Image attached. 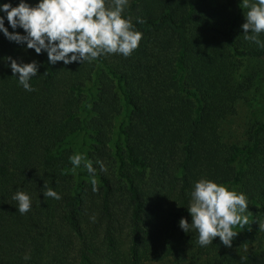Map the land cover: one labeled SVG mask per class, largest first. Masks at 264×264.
Wrapping results in <instances>:
<instances>
[{
	"label": "trees",
	"instance_id": "16d2710c",
	"mask_svg": "<svg viewBox=\"0 0 264 264\" xmlns=\"http://www.w3.org/2000/svg\"><path fill=\"white\" fill-rule=\"evenodd\" d=\"M246 11L240 0H128L138 47L81 64H49L0 34V264H264V124L243 145L224 127L248 88L234 79L241 61L264 60L244 39ZM5 57L37 62L35 91ZM75 153L96 168L95 191ZM202 178L247 198L249 228L229 247H200L178 226Z\"/></svg>",
	"mask_w": 264,
	"mask_h": 264
},
{
	"label": "clouds",
	"instance_id": "9594fccd",
	"mask_svg": "<svg viewBox=\"0 0 264 264\" xmlns=\"http://www.w3.org/2000/svg\"><path fill=\"white\" fill-rule=\"evenodd\" d=\"M37 0L30 6L19 0L16 6L0 3V34L17 45H25L37 55L44 52L49 64L62 62L64 65L84 61L91 62L102 55L120 54L124 57L138 47L142 33L134 29L132 18L123 15L128 0ZM247 9L241 30L246 41L264 48L259 36L264 33V0H240ZM5 21L8 27H5ZM136 23H143L136 17ZM8 28L13 31L9 32ZM20 28L23 34L15 30ZM19 86L27 92L35 89L30 81L37 76L38 64L35 60L24 63L11 57L3 58ZM73 170L84 161V168L91 175L95 191L96 168L83 153L69 157ZM101 172L106 167L96 162ZM43 196L59 200L60 195L51 187L44 185ZM187 212L190 222L181 218L178 222L183 232L195 230L196 243L200 247L212 244L214 238L226 247L231 246L232 238L240 228L247 224V198L244 193L229 190L212 180L199 179L189 193ZM12 199L17 202V211L24 214L31 208L30 196L24 191H15Z\"/></svg>",
	"mask_w": 264,
	"mask_h": 264
},
{
	"label": "rangeland",
	"instance_id": "374dc122",
	"mask_svg": "<svg viewBox=\"0 0 264 264\" xmlns=\"http://www.w3.org/2000/svg\"><path fill=\"white\" fill-rule=\"evenodd\" d=\"M222 1V0H216ZM236 82H243L248 85L245 93L236 102V113L224 125L225 136L233 141L245 144L246 131L248 129H258L264 124V60H242L241 66L234 74ZM238 157L235 159L237 163ZM229 190H235L231 186L226 187ZM249 228V223L240 228L235 226L233 231L237 232L233 238L243 237ZM146 264H170L165 263H146Z\"/></svg>",
	"mask_w": 264,
	"mask_h": 264
}]
</instances>
